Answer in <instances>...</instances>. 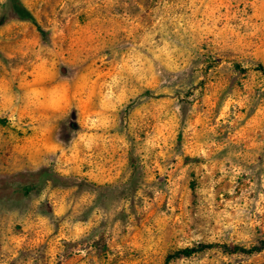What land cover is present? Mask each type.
Masks as SVG:
<instances>
[{"label": "rangeland", "instance_id": "1", "mask_svg": "<svg viewBox=\"0 0 264 264\" xmlns=\"http://www.w3.org/2000/svg\"><path fill=\"white\" fill-rule=\"evenodd\" d=\"M15 2L0 6V32L15 35L0 45V77L19 70L12 95L26 96L21 122L69 109L75 115L76 92L67 81L70 68L63 63L27 67L33 57L24 55L22 45L48 43L51 33L45 28L54 9L60 13L57 20L73 30L77 24L84 26L85 16L66 21L57 7L60 0H23L34 20L23 19ZM116 5L114 26L120 30L115 38L124 48L115 60L94 66L99 99L90 121L108 124V114L119 105L118 131L111 129L108 139L113 161L123 169L121 178L129 171L131 175L128 190L117 193L113 184L103 185V200L143 189V199L150 202L182 174L181 189L195 195L198 187L211 186L221 207V201H258L264 195V0H116ZM18 46L21 50L13 55ZM139 109L151 115L141 118ZM172 116L179 125L174 139L169 138ZM8 126L7 118L0 120V127ZM120 140L129 147L116 151ZM8 155L0 150V156ZM234 169L242 171L236 175ZM13 183L18 192L9 191ZM27 187L31 192L25 195ZM86 187L83 181L77 186L59 176L51 186L41 185L37 175L0 171V264H118L120 257L109 261L111 238L97 239L92 216L74 207V198L77 193L82 197L80 189ZM167 206L165 197L160 208ZM37 207L42 218L53 217L51 227H32L31 213ZM13 251L17 255L10 259ZM189 258L190 264L203 259L264 264V252L231 255L213 249Z\"/></svg>", "mask_w": 264, "mask_h": 264}, {"label": "clouds", "instance_id": "2", "mask_svg": "<svg viewBox=\"0 0 264 264\" xmlns=\"http://www.w3.org/2000/svg\"><path fill=\"white\" fill-rule=\"evenodd\" d=\"M20 2L23 3V0ZM5 3L6 0H0V6ZM116 6V0H60L57 7L62 10L61 19L73 20L83 14L86 18L84 26L81 28L77 24L73 30L67 23L61 24L56 18L60 13L54 9L45 28L51 33L48 43L22 45L24 55L33 57L27 67L37 63L54 67L63 63L70 68L67 81L76 92L73 101L76 114L73 115L71 109L63 114L47 112L22 123L23 110L28 107L26 96L12 95L19 70L0 77V120L7 118L9 125L6 129L0 127V150L9 153L6 158L0 156V171L37 175L41 185L51 186L57 176L75 182L77 186L81 181L89 185L80 189L84 193L82 197L77 193L74 207L77 211L86 210L92 216L91 226L97 239L111 238L112 255L109 261L120 257L118 264H162V260L175 251L206 244H227L246 249L259 247L264 243V195L258 201L246 198H241L243 202L221 201L224 205L221 207L220 203H216L211 186L198 187L195 195L186 188L181 189V174L169 182L166 192H157L150 202L143 199V189L136 191L135 195L129 192L124 197L117 194L108 202L103 200V185L113 184L117 193L122 189L128 190V177L131 175L129 171L121 178L123 169L113 161L114 149L108 139L111 129L118 131L116 113L119 105L108 114V124L93 125L90 121L99 99L98 86L93 87L94 66L115 60L124 48L123 43L115 38L120 30L114 26L112 9ZM70 8H75L76 12L70 13ZM36 10L39 13V8ZM13 39L15 35L0 32V45H7ZM76 41H79V46ZM20 50L21 46L13 48V55ZM0 51H3L2 47ZM261 52L264 53V49ZM134 91L129 92V98ZM141 113V118L151 115L144 109L137 111L138 115ZM163 115L168 113L165 111ZM169 119L173 121L169 138L174 139L179 125L175 116ZM73 125L79 128L74 129ZM171 146L170 143L165 145L162 151L166 152ZM128 147V143L120 140L115 150H126ZM76 154H79L78 157ZM240 171L242 169H234L236 175ZM19 190L16 184L9 185L10 192ZM165 197L168 206L162 210L160 204ZM177 200L179 204L174 207ZM31 214L34 216L33 228L51 227L49 221L52 216L42 218L38 207ZM15 247L13 244V249ZM16 255L13 251L10 259H15ZM27 264H32L31 260ZM169 264H190V258L179 257ZM199 264H219V261L203 259Z\"/></svg>", "mask_w": 264, "mask_h": 264}, {"label": "trees", "instance_id": "3", "mask_svg": "<svg viewBox=\"0 0 264 264\" xmlns=\"http://www.w3.org/2000/svg\"><path fill=\"white\" fill-rule=\"evenodd\" d=\"M14 8L16 13L23 19L31 18L33 16L30 12L22 5V3L16 0L14 4ZM34 20V19H33ZM35 22V21H34ZM31 192V188L27 187L24 189V194L28 195ZM213 249H223L225 253L234 255V254H245V255H254L264 252V243H262L259 247H251V248H243L240 246H230L227 244H206L200 245L198 248H190V249H183L175 254L169 255L164 264H169L173 259L179 257H191L195 254H199L205 251L213 250Z\"/></svg>", "mask_w": 264, "mask_h": 264}]
</instances>
